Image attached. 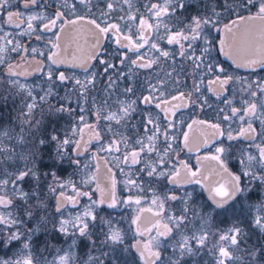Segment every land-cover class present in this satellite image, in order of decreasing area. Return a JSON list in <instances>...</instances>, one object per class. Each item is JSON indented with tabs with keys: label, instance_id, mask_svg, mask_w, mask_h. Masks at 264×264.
Masks as SVG:
<instances>
[{
	"label": "snow or ice",
	"instance_id": "snow-or-ice-1",
	"mask_svg": "<svg viewBox=\"0 0 264 264\" xmlns=\"http://www.w3.org/2000/svg\"><path fill=\"white\" fill-rule=\"evenodd\" d=\"M90 3L91 0H72L69 4L64 0L72 13H75L77 4L88 7ZM105 3L106 10L101 12L105 18L103 26L95 19L88 20L96 29V42L89 61H98L103 66L102 71H89L93 66L88 62L81 65L85 73L83 80L66 76L63 72L54 77L49 71L48 87L43 95L37 97L18 81L11 80L20 73L8 65V83L18 86L17 95L25 91L26 95L21 99L17 116L8 121L3 109L9 107L10 98L15 105V97L11 92H0V252L5 253L0 256V264H127L125 253L130 254L133 250L139 264H188L189 259L192 264H198L196 257H202L204 253L212 257V264H264V82H255V90L252 83L246 84L242 91L248 94L249 99H242L241 107L226 95L235 78L222 66L212 63L214 44L209 39L212 30H221L218 24L222 13L212 8L207 14L197 12L185 17L188 0H149L144 5L145 15L138 9L132 11V0H122L128 5V14L126 17H114L112 13L121 0H105ZM8 4L9 0H0V11L5 10ZM38 6H42V0H25V8ZM221 7L223 12L237 16L232 24L248 21L261 25L259 56L251 47L238 49L235 56L224 54L237 68L264 69V0H222ZM121 11H124L122 6ZM241 11L249 15L241 16ZM21 15L18 11H9L7 22L11 24ZM38 19L41 17H29L28 30L35 31L31 21ZM48 20L42 31L51 32L60 22L59 30L62 32L63 25H74L85 17L69 21L65 20L63 11L57 10ZM173 20L170 25L168 21ZM161 25L163 35H159ZM15 27L20 25L15 24ZM223 30L231 33L232 26L224 24ZM53 35L55 40L50 42L51 47L59 49L60 35L57 32ZM106 39H112L117 46L113 53L115 62L103 58L105 50L101 41ZM161 42L173 46V49L162 47ZM225 43V40H220L221 52ZM146 46L155 53L154 58L141 52ZM20 47L17 44L12 51ZM3 51L0 48V52ZM23 51L27 52L28 48H23ZM31 52L33 56L37 54L35 48ZM129 53H133L135 59ZM48 59L51 64L62 62L58 60L57 52H52ZM161 60H171L176 65L166 75L174 80L177 87L181 85V76L186 78L184 87H189V78L191 80L189 91H180L172 97V101H180L178 104L162 99L163 93L157 84L146 82L137 87V81L132 79L134 69L152 70ZM126 61L131 65L127 73L121 70ZM3 63L4 60L0 59V64ZM186 66L191 67V73L186 71ZM209 75L212 76L208 81L209 90L224 107L217 111V122L194 120L193 124L205 125L212 130L215 155L211 159L217 162L219 172L226 176L223 182L212 186L203 182L207 178H200L198 171L173 161L172 155L178 156L177 149L173 147L177 137L169 135V130L176 127L173 109L188 107L189 104L201 111L212 107L207 99H202L201 91L205 77ZM57 83L76 96L75 107L67 96L60 97L55 90ZM138 91L141 93L139 96ZM145 91L146 95L143 94ZM89 103L91 109L86 107ZM139 104L159 109L164 123H161L159 114L154 117L148 111L141 121L147 142L137 139L138 148H132L126 137L113 131V124L121 125L131 120ZM38 109L40 118L36 117ZM12 110L17 111L15 107ZM65 114L73 118V124L61 131L59 123ZM87 115L95 117L93 123H88ZM17 120L19 132L13 126V121ZM235 120L247 127L242 126L234 134L232 123ZM257 120L259 132L253 127ZM101 121L105 123L102 125ZM188 127L191 129L192 125ZM84 128L89 130L88 139H85ZM102 132L111 134V139L105 140ZM258 137L261 142L255 143ZM5 139L15 140V145L5 144ZM188 139L185 132L184 147H188ZM93 141L97 145L96 153L91 159L86 157L82 161L81 157L85 156ZM237 141L241 145L245 141L252 143L240 148L239 170L232 172L227 159L234 147L233 142ZM253 147L255 154L250 151ZM98 153L111 156V162L122 174L124 167L121 165L129 168L130 174L125 181L129 192L126 199L117 196L115 179L111 180L108 189H99L97 185L101 192L99 199H93L92 192L81 190L95 181L91 170ZM107 163L105 160V165ZM140 164L143 166L132 173V166ZM181 168L184 169L183 174ZM68 169L72 170L73 176L78 172L84 173L80 186L71 176L66 180L61 178ZM163 181L170 187L161 194L156 185ZM185 185H199L207 190L211 203L198 204V194L194 189L184 190ZM69 188L72 195L67 194ZM134 191L135 196L132 195ZM148 194L151 199H148ZM253 197L255 203L252 202ZM81 198H86L88 203L81 205ZM53 200L54 205L51 203ZM171 202H179L183 206L179 214L171 210ZM145 203L147 207H144ZM101 206L108 209L120 206L133 208L135 215L128 218L130 222L125 228L121 220L114 219L111 213L107 217L101 216L98 211ZM145 212L151 215L145 216ZM196 221H199V228L189 234V226ZM128 232L133 234L134 242L131 244L126 243ZM13 248L16 251L8 256L7 252ZM169 250L171 255H165Z\"/></svg>",
	"mask_w": 264,
	"mask_h": 264
},
{
	"label": "flooded vegetation",
	"instance_id": "flooded-vegetation-1",
	"mask_svg": "<svg viewBox=\"0 0 264 264\" xmlns=\"http://www.w3.org/2000/svg\"><path fill=\"white\" fill-rule=\"evenodd\" d=\"M193 0H188L189 4H193ZM72 0H68V3L71 4ZM152 2H156V0H152ZM25 0H9L8 7L0 11V48L4 49L3 52H0V59L4 60L3 64H0V68L7 73V67L8 65H14L19 62L23 63H29L33 60L36 61V67L33 71L27 72L24 74H20L18 76H13L14 78H33L37 75L42 74H48L49 71H52L53 74L63 72L66 76L75 77L78 79L83 80L85 77V73L83 71V68L81 66H71L70 64H64V65H57V64H51L48 57L52 54V52H58L60 49H53L51 47V41L55 40V36L53 35V32H57L60 34V27L61 24L58 22L57 28L53 29V31H42L43 25L48 23V18H51L54 16L57 10L63 11L65 15V20H74L77 19V17L83 16L85 17V20L80 21L78 20L76 24H65L63 25V33L66 35V44L68 49L76 46L81 39L77 37V34H82L83 28L87 30V36L83 38V45L82 50H84V53L87 51L93 50V45L96 42V29L94 25L88 23L89 19H95L97 23H101V26H103L104 17L101 16V12L106 10V3L105 0H91V3L88 5V7H85L83 4H77L75 13H72L69 11L68 7L64 4V0H42V6L38 7H30L25 8L24 7ZM149 3V0H132V11L135 12L137 9L140 12L145 13L146 10L144 8V5ZM121 6L123 7L124 11H121ZM199 9H201L200 5H189L188 10L184 13L185 17L196 15L197 12H199ZM20 12L22 15L19 19H15L13 23L9 24L8 21V12ZM201 15L207 14L209 12H199ZM128 14V5L123 4L121 0V4L117 5L115 7V11L112 13V15L115 16H127ZM243 16L244 14H240ZM32 16H39L41 19L38 20H32L31 23L33 24V27L35 31L28 30V23H29V17ZM237 18V16H233L231 18H228L227 14L222 13L220 23L218 24V27L221 29L220 31L212 30L209 39L213 41L214 47L211 52V60L212 63L218 64L222 66L229 75L233 76L235 79L230 85L228 86L229 91L226 93V95L229 96L230 99H233V102L236 104L237 107H241L240 101L242 99H249L248 94L242 89L246 87L247 83L253 84V90H255V82L261 81L264 82V69H261L259 67H256L255 70L249 69V68H237L236 65L233 63L231 59H229L224 53L226 49V43L224 46V51H220V40H224L223 37V26L224 24H227L231 22L233 19ZM168 23L171 25L174 23L173 21H168ZM15 24H19L20 27H15ZM27 32L28 34L22 35L21 33ZM164 34V28L163 25H161L159 29V35ZM37 36L40 37V39H37ZM155 35L153 36V39H155ZM11 41V43H9ZM81 43V42H80ZM101 43L103 44V48L105 50L104 57L105 59H110L114 61L113 53L116 51L117 46L114 43L112 39H106L102 40ZM17 44H19L21 47L17 51H12L13 47H16ZM82 44V43H81ZM161 46L173 49V46H169L164 42H161ZM28 48V51H23V48ZM35 48L37 50V54L33 56L31 49ZM70 51V50H69ZM72 52V51H71ZM141 52L146 53L148 57H153L155 53L147 48V46L141 50ZM68 53V52H67ZM69 54V53H68ZM73 55V53H72ZM130 57L135 59V55L133 53L128 54ZM69 57V56H68ZM86 62L90 63L93 67H90L89 71H96L100 72L102 71V65L98 63V61H84L83 64ZM115 62V61H114ZM131 65L126 61L125 65L122 66V71L127 73ZM173 67H176V65L173 64L171 60L165 62L161 60V62L158 65H154L152 70H143V69H134V75L132 76V79L134 81H137V87H139L140 84H145L146 82H151L153 84H157L160 88V92L163 93L162 99H166L171 101L172 104H178L180 101H172V97L179 94L180 91L187 92L190 90L191 86V80L189 78V87H184L183 81L186 79L184 76L180 77L181 85L177 87L174 84V80L172 78H169L166 73L172 72ZM186 71L191 73V67L186 66ZM173 77H175V72H173ZM212 79V76L209 75L205 77L204 84L202 86V99H207L208 103L212 105L211 108L205 107L203 111H201L198 107H194L191 104H189L188 107H180L179 109H173V111L176 112L175 117L173 118L176 123V127L169 130L170 136L177 137L176 143L173 145L174 148L177 149L178 156L172 155L173 161H179L183 164H186L188 168L192 170H196L200 174V168H201V162L200 160L215 155V147H213L214 138L213 135H207L200 127L201 124H193L194 120H204L209 123H215L217 122V111L219 108L224 107L223 104H220L219 101L216 100V97L212 91L209 90L208 87V81ZM241 80L244 81V83H241ZM163 81L162 84L159 82ZM120 87H123V84L120 85ZM141 93L138 91L137 95L139 96ZM143 94H147L145 91ZM160 93H157L159 96ZM122 99H128L127 97L121 96ZM136 97H131V99H135ZM193 99H196V96H193ZM201 101H198L200 103ZM147 110V111H146ZM150 111L152 115L155 117L157 114H159L161 118V123L163 122V113L160 112L159 109L155 108L154 106H146L143 104H139L137 107V112L133 115V118L131 120H127L122 122L121 125H115L113 124V131L119 132L123 137L127 138L128 144L132 148H138V145H136L137 139H143L146 141V134L144 131V128L142 127V119L147 115V112ZM95 120V119H94ZM94 120L88 121L89 124L93 123ZM105 122L101 121V124L103 125ZM191 124L192 127L189 129L188 125ZM247 127V125H241L240 127ZM253 127L257 128V131H260V125L259 121H255L253 123ZM204 128V127H203ZM196 129L201 133L202 141L199 146L194 145L193 148L184 147L183 142V134L185 132L189 133ZM208 130V129H207ZM211 130V129H210ZM238 130V131H239ZM212 131V130H211ZM237 130L234 131V134L238 132ZM208 132V131H207ZM84 134L85 139L89 138V130L87 128H84ZM101 135L104 137L105 140L111 139V134L105 135L103 132ZM190 136V135H189ZM261 140L258 137L255 143H260ZM238 146H241V143L239 141L236 142ZM252 143L251 141H245L243 143V146L245 144ZM160 147H163L162 144H160ZM182 149V151H181ZM254 152H256V149L253 147ZM121 150L124 151L123 144H121ZM97 151V145L93 141L89 145V150L85 152V156L81 157V160L84 161L87 157L88 159H91V156L93 153H96ZM98 159L92 161V174L95 176V181L91 183L90 185H93L94 188L89 187H82L81 190L90 191L93 194L94 199H99L101 196V192L97 188V185H99L97 181V168L99 166L98 160L103 159L104 161L107 160V166L109 169H111V177L112 179H115L117 181L116 183V194L117 196L126 199L129 195V192L127 191L125 187V181L128 179V175L130 174L129 168L121 165V167H124V174L119 171V168H117L112 162V157L109 156L107 153H98ZM118 155V154H117ZM155 158V155L153 154V159ZM151 162V161H147ZM229 163L227 162V166ZM143 165H134L132 166V173L135 172L137 168L142 167ZM181 170H184L181 168ZM234 172V171H233ZM84 175L83 172L76 173L75 177L77 178V182L80 181L81 177ZM201 178V174H200ZM64 179H68L67 176L64 177ZM168 186L166 181L161 182L160 184L156 185L157 191L161 194L168 191ZM190 187H194L195 192L197 194H203L204 197L211 203L209 198L206 195L205 189H202L199 185H185L184 190H187ZM71 189V188H69ZM178 192H181L180 189H177ZM68 195L70 194V190L67 191ZM132 195H136L135 191L132 193ZM148 199H151V195L148 194ZM86 198H81V205L85 204ZM51 203L54 205L55 201H51ZM147 203L144 204V207H147ZM176 207V205H174ZM179 206L181 207V204L179 203ZM168 207V206H167ZM166 207V208H167ZM173 207V208H175ZM74 211V210H73ZM98 211H102L103 215L106 217L109 213H111L112 217L116 220H121V223L125 228L128 227V223L130 222L128 218L135 215L133 208H128L124 206H120L116 209H108L106 206H101ZM145 216H150V213L145 212ZM124 218V219H122ZM54 243H57L56 241H53ZM133 234L132 232H128L126 243L131 244L133 243ZM58 246H60L58 244ZM66 246V245H65ZM16 251L15 248L12 249V251L7 252L8 256L13 255V253ZM5 255L4 252H0V256ZM51 258V257H49ZM127 264H139L138 257L135 253V251H132V256L128 257Z\"/></svg>",
	"mask_w": 264,
	"mask_h": 264
},
{
	"label": "water",
	"instance_id": "water-1",
	"mask_svg": "<svg viewBox=\"0 0 264 264\" xmlns=\"http://www.w3.org/2000/svg\"><path fill=\"white\" fill-rule=\"evenodd\" d=\"M248 15L249 14H246L243 16L246 17ZM236 19L237 18L233 20H236ZM232 21L227 23L232 26V32L226 33L223 30V37L226 42L225 52L229 53L230 55L235 56L237 54L238 49L251 47L252 49L255 50V54L259 56L260 54L259 49L262 43L260 39V33H259V29L261 27L260 23L259 22L238 21L237 24H232ZM250 30L253 31L252 35H250ZM87 33H88L87 30L83 28L82 34H79V35L77 34V37L81 39L80 42L82 44L79 42L76 46L73 47V50H72V47L70 49H68L67 47L65 33H63L62 31L59 34L60 35V49L58 50L57 53H58V60L62 62H58L57 65L70 64L71 66H81L83 65L84 61L89 60V57L92 54L93 50L87 51L86 53H84V50L81 49L83 45V38H85V36L88 35ZM12 66H13L14 71L22 75L24 73L33 71L34 68L36 67V61L33 60L29 63L19 62ZM7 72H8V67H7ZM200 127L206 134L208 133L207 135L212 134V131L209 128H207L205 125H200ZM189 135H188L189 148H193L194 145L199 146L202 141V139H200L201 133L197 131L196 129H193L189 133ZM200 162H201V168H200L201 178L202 179L207 178L206 180L203 181L207 186H212L216 182H223L226 179V176L219 172L218 167H217V162L215 160H212L211 156H208L200 160ZM98 163H99V166L97 168L96 177L99 183V187L101 189H108L111 185V180H112L111 172H109V168L107 165H105V161L103 159H99ZM183 171L184 170H181L182 174H183ZM205 192H206L207 197L209 198V192L207 190H205Z\"/></svg>",
	"mask_w": 264,
	"mask_h": 264
},
{
	"label": "trees",
	"instance_id": "trees-1",
	"mask_svg": "<svg viewBox=\"0 0 264 264\" xmlns=\"http://www.w3.org/2000/svg\"><path fill=\"white\" fill-rule=\"evenodd\" d=\"M192 2H193V4H189V5H200L201 9H199V12H210L212 8H215L217 12L225 13L223 11H220L221 9H219V7H221V5H222V0H193ZM252 11L255 12V9H253ZM225 14H227V13H225ZM240 14L246 15L249 13L246 11H241ZM227 16H228V18H231V17L236 16V15L235 14H232V15L227 14ZM56 75H58V73H55L54 77ZM11 80L18 81L19 84H22L25 86L26 90H31L33 96H37V97L44 94V90L48 87V83H49L47 80L46 74L37 75V76L33 77L32 79L31 78H23V77L16 79L14 77H11ZM27 82H28V84H27ZM55 90L59 92L60 97L67 96L69 99H71L73 101V107H75L76 96L74 94H72L67 88H61V87H59V84L57 83V87ZM0 92H4L5 94H7V92H11L13 94V96L15 97V105L12 104L11 98H10L9 107L6 109H3V112L6 114V120L12 121L13 117L17 116V114H18L21 99L26 95V91L20 92L19 95H17L18 86H15V85L8 83V77L6 76V73L0 68ZM50 99H52V98H50ZM52 102L55 103L56 101L53 99ZM13 107H15L17 109V111H13L12 110ZM42 107H44L46 109L47 105H43ZM86 107L91 109V103L86 105ZM87 116H90L91 118H93L92 117L93 115H87ZM36 117L40 118L39 109L37 110ZM94 119H95V117L92 120H94ZM72 124H73V118L69 117V116H67V114H65L64 117L60 120L59 127L61 128V131H63L67 127H71ZM13 126L15 127L16 132H19L20 129H19V121L18 120L13 121ZM4 143L8 144L10 146H14L15 140L9 141V140L5 139ZM17 150L19 151V149H17ZM252 153L255 154V152H252ZM238 154L240 155V150H239ZM228 165L232 171H234V172L238 171V168L233 163H230ZM65 176H67V178H69L71 176L72 179L77 181V178L72 175L71 169H68L66 172L61 174L62 179H64ZM198 196H199V200H200L199 204H204L203 200L207 203H210L204 197V195L202 193L198 194ZM194 224L196 226H200L199 221H196ZM165 255H171V250L166 252ZM200 260L201 259H198V264H199ZM188 264H190V262H188Z\"/></svg>",
	"mask_w": 264,
	"mask_h": 264
},
{
	"label": "rangeland",
	"instance_id": "rangeland-1",
	"mask_svg": "<svg viewBox=\"0 0 264 264\" xmlns=\"http://www.w3.org/2000/svg\"><path fill=\"white\" fill-rule=\"evenodd\" d=\"M219 9H221L220 11H222V7H219ZM27 84H28V82H27ZM93 118H94V116H92ZM93 118H91L90 116H87V120L88 121H91ZM239 127H240V121H238V120H235L233 123H232V128H233V130L235 131V130H239ZM67 128H69V127H67ZM233 144H234V147L230 150V154H229V156H228V159H227V162L230 164V163H233L237 168H238V170H239V165H238V163H237V161H238V158H239V154H238V152H239V150H240V148H241V146H238V145H236L237 143L236 142H233ZM242 147H247V144H245V146H243L242 145ZM250 151L251 152H254V149H250ZM119 171H120V169H119ZM77 182V181H76ZM77 185L78 186H80L79 185V181L77 182ZM91 186V188H94V186L93 185H90ZM87 187H89V186H87ZM194 189V187H190V188H188L187 189V191H192ZM68 190H70V194L72 195L73 193H72V191H71V189H68ZM194 190H196V189H194ZM82 191H85V190H82ZM94 199V198H93ZM199 196H197V203L199 204ZM252 202L253 203H255L256 202V200H255V197H253V200H252ZM88 203V201H87V199L85 200V204H87ZM203 203H205V201L203 200ZM174 205H176V207L174 206ZM168 205H166V207H167ZM173 207H175V208H173ZM183 206L181 205V207L179 206V202H171V210L173 211V212H175V213H177V214H179V211L181 210V208H182ZM102 213H104V212H102V211H100V215L101 216H104V217H106L105 215H103ZM199 228V226H196L195 224H193V225H190L189 226V229H188V233H191L192 231H195L196 229H198ZM125 255L127 256V257H131L132 256V252L129 254V253H125ZM198 259H201L200 260V262H199V264H205V262H207V264H212V257L209 255V254H207V253H204L203 255H202V257H200V256H198V257H196V261L198 262ZM188 262H190V264H192V260L191 259H189L188 260Z\"/></svg>",
	"mask_w": 264,
	"mask_h": 264
}]
</instances>
